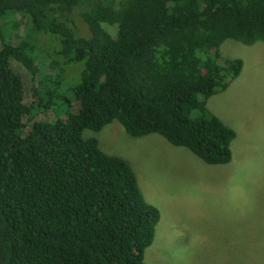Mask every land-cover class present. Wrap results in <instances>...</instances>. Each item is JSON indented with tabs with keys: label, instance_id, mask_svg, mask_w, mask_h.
<instances>
[{
	"label": "trees",
	"instance_id": "16d2710c",
	"mask_svg": "<svg viewBox=\"0 0 264 264\" xmlns=\"http://www.w3.org/2000/svg\"><path fill=\"white\" fill-rule=\"evenodd\" d=\"M14 14L27 43L3 27ZM41 37L60 73L34 85L35 99H62L81 70L68 80L75 111L54 123L32 122L16 68L37 79ZM227 40L264 42V0H0V264H147L160 212L127 161L85 131L117 121L230 163L236 132L207 107L243 69L222 63Z\"/></svg>",
	"mask_w": 264,
	"mask_h": 264
},
{
	"label": "rangeland",
	"instance_id": "374dc122",
	"mask_svg": "<svg viewBox=\"0 0 264 264\" xmlns=\"http://www.w3.org/2000/svg\"><path fill=\"white\" fill-rule=\"evenodd\" d=\"M8 20L10 25L3 27L10 30L13 45L27 43L26 19L14 14ZM50 43L47 37L39 38L37 46L49 58L41 53L35 81L31 71L16 67L28 82L32 122L65 119L77 104L68 86L79 81L81 70L66 78L62 99L50 103L40 94L33 96L34 85L52 84L60 73L51 66L58 58ZM221 54L222 63H244L241 74L207 103L209 111L236 132L230 163L209 165L156 133L133 137L117 121L99 132L85 131L103 152L127 161L145 199L160 212L154 242L145 253L147 264H264V42L227 40Z\"/></svg>",
	"mask_w": 264,
	"mask_h": 264
}]
</instances>
